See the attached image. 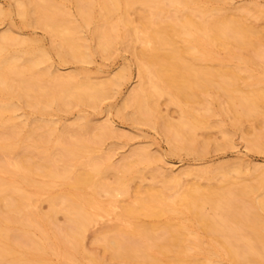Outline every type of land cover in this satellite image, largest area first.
I'll return each instance as SVG.
<instances>
[{
    "label": "bare ground",
    "instance_id": "1",
    "mask_svg": "<svg viewBox=\"0 0 264 264\" xmlns=\"http://www.w3.org/2000/svg\"><path fill=\"white\" fill-rule=\"evenodd\" d=\"M63 2L16 0L15 13L23 25L34 18L44 20L54 36L50 48L38 38L21 36L14 26L0 31V264H105L101 255L84 249L86 233L99 221L103 225L105 217L112 222L104 219L106 230L100 240L110 260L264 264V167L253 166L248 173L234 168L236 177L227 164L177 173L155 169L153 182L161 180L163 187L152 184L145 191L137 190L131 201L122 202L118 197L130 195L129 180L143 174L140 165L152 164L151 154L136 150L120 164H112L110 154H93L95 144L110 131L109 125L92 128L89 116L82 114L76 124L79 129L72 130L70 138L66 129L67 136L53 143L50 135L58 120L47 117L68 105L97 107L126 78L120 72L109 80L94 81L83 66L54 74L52 52L61 62L93 60L91 39L85 35L89 30L100 51L110 52L118 41H127L139 59L140 83L118 113L129 117L127 108L133 107L147 121L157 116L155 123L158 126L162 119L173 146L197 149L201 144L197 131L210 125L211 112L229 113L234 127H242L246 118L260 122L264 111L262 31L247 23L245 16L223 12L225 8L208 0H80L79 20L64 12ZM255 8L244 9L254 15L264 12L260 6ZM4 9L0 4V19L14 11ZM137 9L138 23L131 18ZM209 60L217 66L203 65ZM253 64L258 70H250ZM214 85L222 95L214 93ZM209 92L212 99L204 98ZM163 96L181 107L179 120L159 115L157 103ZM193 102L201 108L193 107ZM24 105L36 114L28 121L16 117ZM34 122L38 128L47 127L45 132L36 131ZM254 136L251 146L263 148L262 133ZM26 138L31 141L24 146ZM83 152H88L85 168L71 167V161ZM108 169L116 171L112 181L105 176ZM253 173L260 174L259 179L247 182ZM184 176L197 179L184 187ZM219 176L223 183H213ZM199 178L208 179V184ZM55 186L59 189L53 190ZM103 193L108 200L100 199ZM44 201L49 203L47 211L40 207ZM59 213L64 215L63 224L57 223ZM142 215L169 216L153 224L141 220ZM172 217L177 220L170 221Z\"/></svg>",
    "mask_w": 264,
    "mask_h": 264
},
{
    "label": "rangeland",
    "instance_id": "2",
    "mask_svg": "<svg viewBox=\"0 0 264 264\" xmlns=\"http://www.w3.org/2000/svg\"><path fill=\"white\" fill-rule=\"evenodd\" d=\"M78 1V4L76 5V2ZM65 0V2L62 3L63 9H65L64 12H69L66 14H72V16L79 20L80 15L78 11V5L80 3V0ZM212 1V2H211ZM208 0L210 2L209 4L213 5L217 4L219 7H223L222 9L229 14H236V15H243L246 17L245 20L249 24H253L257 27L260 31H262V41L264 42V12H258V14L254 15L252 13L253 11H246L245 7H259L264 8V0ZM82 3V2H81ZM80 3V4H81ZM0 4L3 8L6 9V12L13 9V14L11 12V16H2L0 19V31L7 30L8 28L15 27V31L17 30L18 34L25 37H33L38 38L41 41V44L46 47L50 48L52 41L54 39V36L50 33V31L45 28L44 26V20L40 19L39 21L34 20L32 22H26V25H23L22 23L23 19L21 16H19L17 13V4L16 0H0ZM259 6H256V5ZM82 5V4H81ZM252 5V6H251ZM254 5V6H253ZM4 9V10H5ZM256 9V8H255ZM254 9V10H255ZM16 10V11H15ZM140 10H133L131 12V18L135 20L136 23L139 22V16L138 13ZM16 12V13H15ZM138 16V17H137ZM79 18V19H78ZM39 19V18H38ZM32 23V24H31ZM14 26V27H13ZM85 35L89 39H91V44L93 46L94 52L92 55V61L91 62H82V63H75L72 61L68 62H61L59 57L57 56L56 52H52V62H53V69L54 74H66L70 72L78 71L81 66L86 68L85 70L89 72V75H91L92 80L94 81H106L111 78H114L117 74L120 72L126 73L125 79L121 80V84L117 86L115 89H113L110 92V95L103 99L101 102H99L97 107H93L91 105L87 104H74V105H68V107L64 108L62 107V110L60 112L53 111L52 115L50 114L47 116L48 118H53L58 120L57 125L55 126L56 131L53 132V134L50 135V139L53 143H56L59 141V136L64 135L66 129L68 130V136L66 138H70V132L74 130L75 128L78 130L77 122H79V117L82 114H86L89 116L91 120V126L92 128L94 126L107 124L110 127V131L106 134V136L100 140L99 143L95 144L93 154L99 157H103L107 154H110V162L112 164H120L122 160L130 156L134 151L136 150H147L151 156L153 157V162L148 166L147 164H141L139 170L143 172L140 176H135L129 180V188H130V195L123 196L121 195L118 197L122 202H129L133 199V196L137 190L145 191L148 189V187L152 184L155 185L158 188L163 187V182L157 181L154 183L152 170H159L162 172H180L184 169H197L202 168L204 166H212V167H220L223 164H227V166L231 165L233 168L229 167L232 172V176L236 177L238 173H236V169L241 167L244 170V172L248 173L247 171L253 167V166H260L264 167V146L263 148L259 149L256 147H252L250 143L252 137L254 138L256 133H262V142H264V111L263 114H261L260 122H255V120L251 119L248 121L245 119L246 122H244V125L242 127H234L232 126V118L229 115V113L225 114H219V112H211L210 113V125L205 128H201L197 131L198 140L201 141L200 146L197 147V149H190L188 147L183 148L182 146H173L172 142L168 140L167 135L164 131L163 125H162V119L160 120V123H155L158 118L157 116L154 118V121H147L143 117H140L139 114L134 111H132L133 107L127 108L128 111H130L129 117H124L118 113V109L124 105L125 100L134 92V90L137 88V86L140 83V75H139V59L134 54V51L129 48V42L124 41H118L117 44L112 48L111 51L104 53L98 49V43L92 39L91 32L89 30L85 31ZM97 43V45H96ZM264 45V43H263ZM134 46H137L136 48H139V44L136 43ZM221 53H223L221 49ZM234 63V64H233ZM232 65L234 66L236 62H233ZM203 65L207 66H217V62L215 61H204ZM264 66V63H263ZM259 66L256 64H253V66H250V70L257 69ZM52 69V70H53ZM56 69V71H55ZM49 82V80H47ZM46 81V82H47ZM244 86V85H243ZM214 87V88H213ZM213 89H210V92L214 93H220L222 95V90L218 89L217 86H213ZM209 92V93H210ZM209 95V94H208ZM203 96L204 98L208 97L209 99H212L211 93L210 96ZM223 99L225 100V94L223 93ZM29 99V98H28ZM25 100L26 97H25ZM159 103H157V106L159 105L158 109L160 114L163 115L166 118H170L174 122L179 120L181 117V107L177 104L171 103L168 96H163L162 98L158 99ZM158 102V101H157ZM218 103V102H217ZM216 103V107L217 104ZM238 103V102H237ZM192 104V102L190 103ZM196 106V107H195ZM201 108V105L198 103L193 102V107L195 108ZM219 106V105H218ZM65 107V106H64ZM32 107L24 105L22 108H20L16 112L17 118H25V120H30L36 116L32 113ZM133 112V113H132ZM224 112V111H223ZM133 114V115H132ZM137 115V116H136ZM139 117V118H138ZM9 118V114L6 115V119ZM251 118H254L251 117ZM36 119H40L39 116H37ZM140 119H144L140 120ZM156 120V121H155ZM162 122V123H161ZM34 126L37 125V123H33ZM224 125L223 128L228 129V134L224 133L221 129L220 125ZM1 126V125H0ZM33 126V128H34ZM36 131L39 132H45V129L47 127L38 128L35 126ZM27 127H23V133H25V130H28ZM45 128V129H44ZM3 127L1 126L0 130H2ZM71 130V131H69ZM22 131V130H21ZM31 141V138H26L25 141L22 142V145L27 146ZM199 141V142H200ZM180 145V144H179ZM28 150V149H27ZM26 149H24V152ZM27 152V151H26ZM88 152H83L82 156L78 160L71 161V167L82 169L85 168V162L87 160ZM152 165V166H151ZM224 166V165H223ZM237 166V167H236ZM236 168V169H234ZM234 169V170H233ZM248 169V170H247ZM105 176L107 179L112 181L115 177V172L113 169L106 170ZM113 171V172H112ZM250 171V170H249ZM257 173V172H256ZM253 173V176L256 174ZM252 175V174H248ZM258 177H260V174ZM248 177V176H247ZM246 177V181L251 183H255L256 180L254 178L259 179L258 177ZM38 178H41L38 176ZM251 178V179H250ZM159 179V178H158ZM197 178L194 176H184L183 177V185L184 187L187 186V184L192 183ZM219 181L220 176L217 178ZM213 180V183L221 184L222 181L219 182L218 180ZM250 180V181H249ZM198 181L202 184H208L209 180L205 178H199ZM59 187L55 186L53 190H58ZM109 196L107 193H103L100 195V199L103 201L108 200ZM242 203H246L245 201H242ZM40 207L43 211H47L49 208V203L46 201L42 202L40 204ZM208 211L210 210L209 207H207ZM174 215V214H173ZM169 215H164L161 217H150L146 215L141 216V220L147 223H153V224H160L161 222L165 221L168 218ZM172 216V215H171ZM106 218V219H105ZM102 220L103 225L100 223V221L97 223V225H93L90 230L86 233L85 239H84V249L87 254L91 255H101L104 260L108 261L110 260V256H108L109 251L105 252V245L103 246V240L101 242L100 237L103 238V233L105 232L106 228L104 226V223H106L105 220L110 221L108 217H105ZM105 219V220H104ZM65 218L62 213H59L57 215V223L63 224ZM177 219L172 217L170 221H176ZM104 221V222H103ZM187 223H189V220H185ZM100 223V224H99ZM108 223V224H109ZM96 226V227H95ZM103 226V227H102ZM104 231V232H103ZM103 232V233H102ZM163 233V232H162ZM103 234V235H102ZM100 235V236H99ZM135 242V241H133ZM105 244V243H104ZM104 248V249H103ZM111 251V250H110ZM94 253V254H92ZM110 255V254H109ZM108 257V258H107ZM102 259V258H101ZM115 260V259H114ZM110 260L109 264H125L123 262V259L121 257H116V260ZM105 261V264H108ZM113 261V262H111ZM134 262V261H133ZM223 261H218V264H222ZM137 264L136 262H134ZM132 263V264H134Z\"/></svg>",
    "mask_w": 264,
    "mask_h": 264
}]
</instances>
